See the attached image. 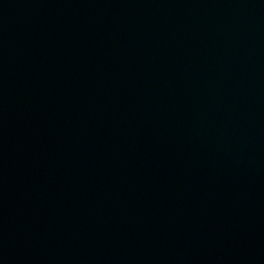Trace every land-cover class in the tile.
I'll return each mask as SVG.
<instances>
[{
  "label": "water",
  "instance_id": "obj_1",
  "mask_svg": "<svg viewBox=\"0 0 264 264\" xmlns=\"http://www.w3.org/2000/svg\"><path fill=\"white\" fill-rule=\"evenodd\" d=\"M264 107V0H0V264H190Z\"/></svg>",
  "mask_w": 264,
  "mask_h": 264
}]
</instances>
